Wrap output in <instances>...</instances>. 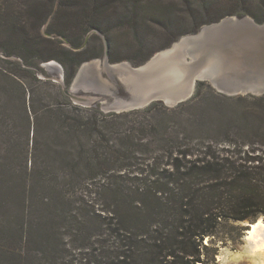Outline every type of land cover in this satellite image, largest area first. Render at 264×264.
<instances>
[{
    "label": "trees",
    "instance_id": "trees-1",
    "mask_svg": "<svg viewBox=\"0 0 264 264\" xmlns=\"http://www.w3.org/2000/svg\"><path fill=\"white\" fill-rule=\"evenodd\" d=\"M142 1L9 0L0 7V51L38 62L19 70L0 64V264L216 263L221 245L237 240L221 229L264 218L263 97H227L210 85L203 94L200 81L175 107L154 101L106 113L99 104H75L62 85L40 77L47 75L40 63L57 60L70 89L83 63L105 55H87L92 30L107 35L110 62L124 61L104 27L133 23ZM131 2L132 21L118 13ZM233 15H205L192 29L173 30L157 53ZM51 17L50 34L83 48L45 38ZM222 99L247 105L227 111ZM234 228L238 237L246 230Z\"/></svg>",
    "mask_w": 264,
    "mask_h": 264
},
{
    "label": "rangeland",
    "instance_id": "rangeland-1",
    "mask_svg": "<svg viewBox=\"0 0 264 264\" xmlns=\"http://www.w3.org/2000/svg\"><path fill=\"white\" fill-rule=\"evenodd\" d=\"M9 0H0V7L2 10L6 7V2ZM139 2V1H138ZM141 3V2H140ZM131 2L127 5V9L123 6L118 13L120 15L131 17V21L133 15L131 12L134 7ZM142 5L140 6V15L136 16V20L133 23H128L125 21L124 24H113L111 23L108 27H104V29L108 32L107 34L110 36V39L113 40V44H115L114 54L117 58L125 57L126 59L122 62H127L131 67H135L136 63L141 59L146 58L147 56L157 53V50L166 43L169 42L171 37L168 33H172L176 35L181 30H189L192 29L196 25V21H204L205 15H209V17L221 15L224 13H228L231 11L236 12L237 15L227 16L234 17L237 19H243L245 17L252 16L247 15L248 11H252L254 14H258L264 17V0H143ZM213 6L209 10V12L202 11L204 5ZM57 8V7H56ZM55 8V9H56ZM165 10L166 13L160 14L159 10ZM198 14V19L194 18V15ZM243 14V15H241ZM200 18V19H199ZM225 19V18H224ZM52 17L49 19L48 23L43 26L42 34L45 38L49 39H59L63 42L62 45L66 47H70L73 50H77V48H73L66 38L61 36L54 37L47 31L49 23L51 22ZM254 20V19H253ZM172 21V22H171ZM255 21V20H254ZM256 22V21H255ZM257 23V22H256ZM173 24V25H172ZM68 25V24H67ZM71 23H69L68 27L70 28ZM207 26V25H205ZM179 28H181L180 31ZM192 35V34H191ZM189 36L184 35L182 37ZM181 37V38H182ZM180 39H177V41ZM176 41V42H177ZM86 42L89 43L87 55H92L100 50L105 51V55L102 58L92 59L83 64L90 63L93 60H101L102 64H100V70L87 69L86 71H82L80 73V69L83 64L79 68L78 74L75 78L76 85L74 94L76 96L84 98V100L89 101L91 103V107L95 104H99L101 110L106 113L109 112H123L130 111L136 109H144L147 106L138 102L135 95L132 93L131 88L128 85V79H132V77L124 78L127 73V68L124 69L121 73L120 71H114V69H109L105 64H103V60H107L106 52H109L110 45L107 38V35L103 34L99 30H92L86 36ZM175 43V42H174ZM45 45H49L47 42H44ZM57 62L58 65L49 67L47 64L50 62H41L40 66L45 70L46 74L39 72L40 77L42 79L52 80L53 82L62 85L66 93V86L64 81V69L62 67V63L57 60H53ZM109 61V58H108ZM110 62V61H109ZM37 59L29 58L28 61L19 56H8L5 53L0 51V64H6V66L12 68L13 70H19V67H27L26 64H37ZM112 63V62H110ZM115 64V63H114ZM138 68V67H137ZM81 75V76H80ZM74 80V81H75ZM73 81V84H74ZM204 82V86H202V93L209 94L210 89L208 85H210L213 89L214 86L209 81L200 80ZM200 81H197L199 83ZM196 83V86H197ZM73 84L70 89H73ZM136 90H140L137 84L133 85ZM195 90L191 96L196 92ZM141 87V86H140ZM143 89V88H142ZM158 89V88H157ZM68 90V89H67ZM157 90V94L161 92ZM142 91V90H141ZM218 92L217 89H215ZM140 92V91H139ZM138 92V93H139ZM220 93V92H218ZM227 97H238V96H249L252 94H241L237 96H228L226 94H222ZM256 97H263L264 95H252ZM70 97V96H69ZM190 98V99H191ZM71 101L74 100L70 97ZM189 100V99H188ZM155 101H161L166 106H177L178 104L174 103L172 105H168L161 97L155 98ZM154 102V101H152ZM151 102V103H152ZM220 107L224 110L237 109L244 111L245 105L247 102L244 101H233V100H221ZM75 103V102H74ZM150 103V104H151ZM257 103V102H256ZM76 104V103H75ZM141 104V105H140ZM149 104V105H150ZM257 104H260L259 102ZM80 105V104H78ZM148 105V106H149ZM264 219V218H262ZM250 223H234L233 227L223 228L220 231V236H234L237 238L236 241H229L225 245H221L220 252L217 258L216 263L212 260H209L208 264H262L264 261V249H256L251 243L247 242V231L250 227H247ZM245 226V231H243V236L238 237V230L234 227ZM221 244V243H220ZM256 249V250H255Z\"/></svg>",
    "mask_w": 264,
    "mask_h": 264
},
{
    "label": "bare ground",
    "instance_id": "bare-ground-1",
    "mask_svg": "<svg viewBox=\"0 0 264 264\" xmlns=\"http://www.w3.org/2000/svg\"><path fill=\"white\" fill-rule=\"evenodd\" d=\"M245 22L250 21L246 19ZM224 25L226 26L223 28V30H228L231 23L226 21ZM210 30V27L203 28V32H209ZM255 32L256 31L254 29L252 30L251 27H248L246 29H241V31H235L228 38H226L227 32L217 33L216 35L208 36L203 42H201V44H195L198 36H185L173 44L172 47L158 52L149 62L146 63L147 65L145 64V66L143 65L138 68H130L128 63L124 62L116 64L113 69L114 71L119 70V73H121L128 67L126 71L127 75L124 78L131 76L132 79H134V73H138V70L148 71L149 74L151 73L153 75L157 74L158 68L161 66L167 68L173 65L179 66L182 73L190 79L189 83L188 81L183 82L182 85L179 86V89H175V84L169 83L172 80H158L155 82V85L150 78L151 75H145L146 77L144 82L150 81V84H145V87H147H144L145 91H156L160 90L161 87V92L170 93L167 100L170 105L176 103V99L182 98L179 100L182 101L191 97L192 92L195 90L198 78H200L202 72L207 70V68H211V66H214V69H228L231 73L237 74V70L245 69L244 65L248 67V64H254L255 68L260 69V79L264 81V48L261 47L259 43V41L264 42V29L260 30V33H262L260 34V40L255 38L258 37L255 36ZM237 34L238 36L236 37ZM232 38L236 39V41H239L240 43L237 45L235 44L234 49L228 53L221 51L220 48L223 47L224 44H229L231 46L232 42L230 43L229 39ZM211 51H213L212 53H214V55L206 58ZM49 64H57V62L52 61ZM100 64H102L101 60H93L90 63H86L80 69V73L82 71H86L89 68H94L96 71L100 70ZM103 64H108L107 60H103ZM121 74L123 75L124 73ZM127 82L134 83L135 81L128 79ZM246 240L256 249H264V219L261 218L256 223L251 224V227L247 231ZM262 264H264V261Z\"/></svg>",
    "mask_w": 264,
    "mask_h": 264
},
{
    "label": "water",
    "instance_id": "water-1",
    "mask_svg": "<svg viewBox=\"0 0 264 264\" xmlns=\"http://www.w3.org/2000/svg\"><path fill=\"white\" fill-rule=\"evenodd\" d=\"M246 19H248L250 22H245ZM226 21H229L231 23V25H230L228 30H223V28L226 26V25H224V23ZM205 27H210L211 30L209 32H203V28H205ZM248 27H251L252 30L254 29L256 31L255 36H258V37H255V36L254 37L257 40H260L261 39L260 34H262V33H260V30L264 29V24H258L250 17H245L243 19H237L234 17L225 18L218 23L203 26L198 33L193 34V35H189V36H198L195 44H201V42H203L210 35H216L217 33L227 32L226 38H228L235 31H241V29H246ZM237 36H238V34L236 35V37ZM229 42L230 43L232 42L231 46L229 44L228 45L224 44V46L220 48L221 51L228 53L229 51H232L234 49L235 44L237 45L238 43H240L239 41L237 42L236 39H234V38L229 39ZM86 43L87 42H85L83 47H85ZM259 43H260L261 47L264 48V42L259 41ZM82 48H79L77 50H80ZM212 52L213 51H211L210 54H208L206 58H209L210 56L214 55V53H212ZM106 58H107L108 64H105V65L109 69H113V67L116 64H120V63L114 64V63H110L108 61V58H109V52L108 51L106 52ZM47 66H49V67L58 66L61 68V66L58 64H47ZM244 67H245V69L237 70L238 73L233 74L228 69H225V70H223L222 68L221 69H219V68L214 69V66H211V68H209V69L207 68V70L202 72V75L203 74H205V75H203V76L201 75L200 78H198V81H200V80L209 81L212 84V86H214V88L218 90V92H220L222 94H226L228 96H237V95H241V94H243V95H245V94L264 95V81H262V79H260L261 78L260 69L255 68L254 64H252V65L248 64V67L244 65ZM130 68H137V67L131 66ZM212 70H214V71H212ZM75 85H76V80L74 81L73 89H68V90L66 89V94L68 96H70L76 104H80V105H84V106H90L91 103L89 101H87V100L85 101L84 98L76 96L73 93L75 90V88H74ZM190 98L191 97H189L185 100L179 101L177 104L185 102ZM152 101H155V99L148 102L145 106H148ZM169 107H174V106H169ZM133 109H136V108H133ZM247 226L251 227V224H249Z\"/></svg>",
    "mask_w": 264,
    "mask_h": 264
},
{
    "label": "crops",
    "instance_id": "crops-1",
    "mask_svg": "<svg viewBox=\"0 0 264 264\" xmlns=\"http://www.w3.org/2000/svg\"><path fill=\"white\" fill-rule=\"evenodd\" d=\"M147 65V64H146ZM145 66V65H144ZM141 70V69H140ZM135 78L133 76V81H135L134 83L132 82H128L129 87L131 88L130 91H132V93L135 95V97L137 98L138 102H140L141 104L145 105L146 103L150 102L151 100L157 98V97H161L162 100H164L168 105H170L167 100L169 98V94L170 93H166V92H159V94H157V90L155 91H145V84H150V81L144 82L145 81V77L147 75H151L150 78L152 79V82L155 84L156 81L158 80H172L171 82H169L170 84H175V89L178 88L179 86L182 85L183 82H187L189 83L190 79L185 76V74L182 73L181 68L179 66H170L169 68L161 66L158 68L157 74H149L148 71H139L138 73H134ZM146 75V76H145ZM137 81V83H136ZM137 84L140 88V90H136L137 88H135L133 85ZM156 85V84H155ZM141 86V87H140ZM145 87V88H144ZM143 88V89H142ZM187 88V87H186ZM142 90V91H141ZM140 91V92H139ZM139 92V93H138ZM193 94V92H192ZM191 94V95H192ZM190 95V96H191ZM189 97V96H188ZM187 98V97H186ZM182 99V98H181ZM181 99H176V103L181 100ZM184 99V98H183ZM175 103V104H176ZM140 104V105H141ZM172 105V104H171Z\"/></svg>",
    "mask_w": 264,
    "mask_h": 264
},
{
    "label": "snow or ice",
    "instance_id": "snow-or-ice-1",
    "mask_svg": "<svg viewBox=\"0 0 264 264\" xmlns=\"http://www.w3.org/2000/svg\"><path fill=\"white\" fill-rule=\"evenodd\" d=\"M205 243H207V241H205Z\"/></svg>",
    "mask_w": 264,
    "mask_h": 264
}]
</instances>
